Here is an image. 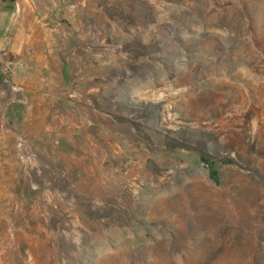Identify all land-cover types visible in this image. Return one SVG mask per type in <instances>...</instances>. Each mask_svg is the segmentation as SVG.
<instances>
[{
	"label": "rangeland",
	"instance_id": "obj_1",
	"mask_svg": "<svg viewBox=\"0 0 264 264\" xmlns=\"http://www.w3.org/2000/svg\"><path fill=\"white\" fill-rule=\"evenodd\" d=\"M39 1L50 82L0 53V264H264V0Z\"/></svg>",
	"mask_w": 264,
	"mask_h": 264
},
{
	"label": "crops",
	"instance_id": "obj_2",
	"mask_svg": "<svg viewBox=\"0 0 264 264\" xmlns=\"http://www.w3.org/2000/svg\"><path fill=\"white\" fill-rule=\"evenodd\" d=\"M39 0H3V6L14 3L18 11L0 12V53H11L18 62L13 83L23 87H41L50 82L57 65L55 56L45 54L38 24L43 19L36 16L33 6ZM51 57V58H50Z\"/></svg>",
	"mask_w": 264,
	"mask_h": 264
},
{
	"label": "built area",
	"instance_id": "obj_3",
	"mask_svg": "<svg viewBox=\"0 0 264 264\" xmlns=\"http://www.w3.org/2000/svg\"><path fill=\"white\" fill-rule=\"evenodd\" d=\"M14 69V65L12 62H8V66L6 67L5 71H3V75L6 76L8 73L12 72Z\"/></svg>",
	"mask_w": 264,
	"mask_h": 264
},
{
	"label": "trees",
	"instance_id": "obj_4",
	"mask_svg": "<svg viewBox=\"0 0 264 264\" xmlns=\"http://www.w3.org/2000/svg\"><path fill=\"white\" fill-rule=\"evenodd\" d=\"M203 161H206V160L203 158ZM215 174H216V170L213 169L212 176H215Z\"/></svg>",
	"mask_w": 264,
	"mask_h": 264
}]
</instances>
